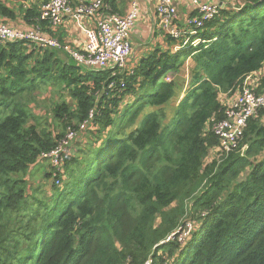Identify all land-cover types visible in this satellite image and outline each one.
Returning a JSON list of instances; mask_svg holds the SVG:
<instances>
[{
  "label": "trees",
  "instance_id": "1",
  "mask_svg": "<svg viewBox=\"0 0 264 264\" xmlns=\"http://www.w3.org/2000/svg\"><path fill=\"white\" fill-rule=\"evenodd\" d=\"M47 1L0 0V19L46 27ZM225 2L191 37L198 44L175 50L185 37L161 31L166 45L131 68H87L27 41L0 45V264H264V110L247 123L243 154L217 151L211 130L248 77L264 93V0ZM181 68L190 85L164 126ZM52 88L55 131L34 111ZM85 122L80 153L49 165L35 186L43 155Z\"/></svg>",
  "mask_w": 264,
  "mask_h": 264
},
{
  "label": "built area",
  "instance_id": "2",
  "mask_svg": "<svg viewBox=\"0 0 264 264\" xmlns=\"http://www.w3.org/2000/svg\"><path fill=\"white\" fill-rule=\"evenodd\" d=\"M191 1L197 12L196 16H188L180 25L179 10L174 0H155L160 31L176 39L185 37L183 43L177 45L176 49L185 47L188 43L194 46L198 44L200 39L190 42L191 37L197 35L198 30L208 21L214 19L221 8V5L216 2ZM41 9L39 20L45 21L52 28L63 25L68 17H72L77 22L82 16L96 19V28L85 29L88 45L84 51L74 49L46 34L40 24L19 29L1 19L0 45L7 42L27 41L33 46L44 49L64 51L78 64L92 69H123L127 66L133 54L131 32L139 16L135 0L131 2L129 11L124 15L114 12L107 0H80L77 6H73L71 0H48ZM249 79L250 77L246 79L241 92L234 96V101L228 103L224 110V118L212 120L211 130L219 139L217 151L221 153L240 151L243 154L247 146L240 144L247 123L260 110H264V93H256L254 87L248 82ZM121 85L124 86V83ZM109 86L115 87V83L112 82ZM80 127H87V123L81 124ZM64 142L67 141L63 140L58 147ZM58 150L59 148L43 156H50Z\"/></svg>",
  "mask_w": 264,
  "mask_h": 264
},
{
  "label": "crops",
  "instance_id": "3",
  "mask_svg": "<svg viewBox=\"0 0 264 264\" xmlns=\"http://www.w3.org/2000/svg\"><path fill=\"white\" fill-rule=\"evenodd\" d=\"M75 1V0H74ZM86 1V0H84ZM133 0H115L116 11L120 15L126 14L130 7L131 2ZM138 5L139 16L136 20L134 28L131 32V42L133 45V54L129 58V62L127 66L129 68L134 67V65L139 61V59L145 54L149 53L153 46L158 43H162V45H166L164 38L158 33L161 32L159 29V18L156 13V3L155 0H135ZM207 2H216L221 3L225 0H201ZM178 10H179V24H183L184 20L195 13V8L191 0H174ZM15 25H11L14 28L19 29H27L31 25L26 24L23 19L19 18L16 20ZM97 21L96 19H92L87 16H82L80 20L77 22L72 17H68L63 25L52 28L48 24L46 27L48 32L44 30V32L54 38L60 40L63 44H67L70 47L82 50L86 48L88 45V41L86 39L85 29L87 28H96ZM179 45V44H177ZM175 45V50L176 46ZM60 57L63 60H68L70 57L66 52L61 53ZM177 95V93H176ZM185 95V94H184ZM184 97V96H183ZM182 97V98H183ZM181 98V99H182ZM180 99V100H181Z\"/></svg>",
  "mask_w": 264,
  "mask_h": 264
},
{
  "label": "rangeland",
  "instance_id": "4",
  "mask_svg": "<svg viewBox=\"0 0 264 264\" xmlns=\"http://www.w3.org/2000/svg\"><path fill=\"white\" fill-rule=\"evenodd\" d=\"M7 3L13 6V4L17 1L22 0H6ZM190 58L186 59L185 64H190ZM190 72L186 68H181V70L178 73L171 74L172 79H174L176 82H178L180 85H178L177 88V95L165 106L163 107V110L165 112V119H164V126L167 125L170 120L173 118L175 113V108L177 107L178 103L180 102V99L184 96V94L187 92L186 89L189 88L191 77ZM249 83H253L251 78L248 81ZM54 92H58L56 88L43 90L41 93L42 96L39 97L37 105L34 106V111L42 117V123L43 127L48 128L49 131H55L54 126H52V123H54L53 116L48 112L50 108H52V99H58L61 100L60 96L58 94H55ZM240 93V92H238ZM64 99H68L67 93H63ZM226 97L223 96L220 97V99H224ZM234 101V95L227 98V101L225 102V105H228V103H232ZM158 108H152L150 106L146 107L144 110V113L150 112L153 110H156ZM81 125V124H80ZM78 129H68L65 133V137L62 139L67 141L64 142L59 148L57 152L52 153L50 156H46L42 161L40 168L36 171V173L31 177V182L37 186L38 184H42L44 181V173L43 171L45 169H48L49 165H52L55 167L59 164L61 161V157H72L78 154L80 146L85 142V130L88 127L82 128L80 127ZM60 128V127H59ZM61 141V142H62ZM80 153V152H79ZM216 154V153H215ZM213 154L212 156H215ZM44 165V166H43ZM44 179V180H43ZM50 181L49 179L47 182ZM52 181V180H51ZM193 228V225H188V229L184 231V234L182 235V238H185L186 235H190V230ZM182 240V239H181Z\"/></svg>",
  "mask_w": 264,
  "mask_h": 264
},
{
  "label": "water",
  "instance_id": "5",
  "mask_svg": "<svg viewBox=\"0 0 264 264\" xmlns=\"http://www.w3.org/2000/svg\"><path fill=\"white\" fill-rule=\"evenodd\" d=\"M220 5H221V7H224V6H225V2L222 1V2L220 3Z\"/></svg>",
  "mask_w": 264,
  "mask_h": 264
}]
</instances>
